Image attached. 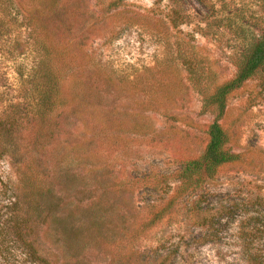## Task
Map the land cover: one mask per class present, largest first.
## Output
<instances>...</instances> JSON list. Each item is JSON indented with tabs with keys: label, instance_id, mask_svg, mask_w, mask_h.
Listing matches in <instances>:
<instances>
[{
	"label": "rangeland",
	"instance_id": "1",
	"mask_svg": "<svg viewBox=\"0 0 264 264\" xmlns=\"http://www.w3.org/2000/svg\"><path fill=\"white\" fill-rule=\"evenodd\" d=\"M110 1L71 0L85 22L69 46L68 73H83L89 102L80 116L90 133L85 142L77 141L75 119H60L52 146H66L67 158L80 157L71 173L107 184L120 219L112 216L104 239L83 236L70 249L60 247L55 232L44 245L51 249L48 264H140L139 255L156 253L162 264H243L238 220L212 241L203 236V220L192 208L204 191L210 201L264 197V70L228 95L218 120L229 136L227 148L239 158L221 166L213 180L203 179L197 191L177 197L158 223L135 235L150 206L176 196L179 167L204 151L217 111H202L203 95L233 78L242 48L264 30V0H122L107 10ZM21 61L29 62L16 63ZM1 76L7 78L4 85L15 80V62L3 50ZM96 97L99 104L93 103ZM78 144L81 151H71ZM17 167L0 156V264H37L25 257L4 222L2 198L18 186ZM162 174L165 184L158 189L163 188L153 191ZM92 184L91 197H67L74 213L102 202L105 186Z\"/></svg>",
	"mask_w": 264,
	"mask_h": 264
},
{
	"label": "trees",
	"instance_id": "2",
	"mask_svg": "<svg viewBox=\"0 0 264 264\" xmlns=\"http://www.w3.org/2000/svg\"><path fill=\"white\" fill-rule=\"evenodd\" d=\"M120 1H110L107 10L115 9ZM79 10L71 0H0V50L15 62L14 82L4 85L7 78L0 77V86H3L0 91V156H8L18 166L19 173L18 186L2 198L6 203L4 222L7 231L23 245L25 257L31 258V263L48 264L51 249L44 245L52 242L57 231L62 249L78 246L83 236L89 240L104 239L112 228L111 218L117 212V199L108 194L107 184L71 173L73 163L76 159L81 161L80 157L67 158L66 146L60 149L52 146L56 138L54 129L60 119L63 123L75 119L72 123L76 136L73 137L77 141H84L90 133L80 116L81 109L89 102L83 73H68L69 46L77 31L82 32L85 22ZM239 55L233 78L215 88L211 95H203L202 111L210 106L217 111L207 129L204 151L179 167L175 176L179 183L176 196L164 206H150L147 220L136 228L139 231L135 239L158 223L177 197L197 191L203 179L213 180L221 166L239 158L227 148L229 136L218 120L223 115L228 95L264 70V30L251 37ZM19 58L29 62L16 63ZM93 103L99 104L100 99L94 98ZM81 148L78 144L71 151L79 152ZM155 181L150 189L159 191L163 187L158 189V185L165 184V176L159 175ZM92 183L100 184L97 187L105 186L102 202L74 213L67 197L73 192L91 197ZM208 197L209 191L198 193L192 208V213L203 220L200 225L206 231L203 236L217 242L223 227L238 220L237 238L242 247L243 264H264V197L215 201ZM240 210L243 213L237 219ZM158 256L161 255L156 253L152 258L145 255L138 258L140 264H162V261L157 263Z\"/></svg>",
	"mask_w": 264,
	"mask_h": 264
}]
</instances>
